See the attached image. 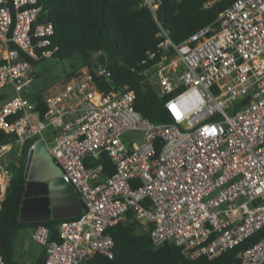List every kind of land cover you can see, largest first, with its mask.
<instances>
[{
    "label": "built area",
    "instance_id": "1",
    "mask_svg": "<svg viewBox=\"0 0 264 264\" xmlns=\"http://www.w3.org/2000/svg\"><path fill=\"white\" fill-rule=\"evenodd\" d=\"M162 1L141 3L162 37L148 51L150 59L161 56L149 80L169 96L172 117L156 124L135 108L134 90H102L89 68L44 94L41 116L24 92L35 80L34 62L54 55L55 26L39 21V0H0V91L14 90L0 104V131L12 135L0 143V189L12 175L5 157L17 146L21 156L33 140L28 162L43 141L84 202L79 216L60 222L59 239L45 224L33 228L43 262L16 264H84L96 253L113 258L109 229L129 212L150 226L155 246L174 242L191 259L218 257L264 228V0H234L214 24L180 43L157 18ZM171 67L181 70L170 75ZM95 71L111 80L106 64ZM103 154L114 164L106 177ZM238 257L231 264H264V236ZM0 264H11L1 250Z\"/></svg>",
    "mask_w": 264,
    "mask_h": 264
},
{
    "label": "trees",
    "instance_id": "2",
    "mask_svg": "<svg viewBox=\"0 0 264 264\" xmlns=\"http://www.w3.org/2000/svg\"><path fill=\"white\" fill-rule=\"evenodd\" d=\"M208 1L163 0L157 10V18L172 39L180 43L199 29L214 24L234 0H216L206 7ZM141 3L142 0H39L43 6L39 21L52 22L55 26L50 45L56 49L53 56L60 59H71L76 55L81 57L95 76L100 89H132L136 93L135 108L144 117L156 124L170 123L172 117L165 105L169 96L159 93L149 80L148 71L161 61L160 54L154 59L148 57V51L155 50L162 39L158 35L160 26L152 11ZM95 53L99 54L97 58H94ZM101 63L106 64L111 71L110 81L97 76L95 69ZM72 68L65 80L80 74L75 63H72ZM24 94L37 104V111L43 116L47 109L43 101L44 93L28 90ZM11 95L6 88L1 90L0 104ZM244 102L238 101L236 107H242ZM11 137V134L0 131V143L10 141ZM32 141L24 145L23 154L18 157L19 162L8 165L12 175L1 200L0 250L11 264L18 263L14 253L20 230L45 224L51 230V238L59 239V224L63 220L27 222L21 218L20 209L27 182V151ZM100 162L104 165V177L111 175L114 171L111 158L103 154ZM109 232L115 241L114 257L96 253L88 257L84 264H231L239 261L240 252L264 236L263 228L218 257L191 259L174 242L155 246L150 227L143 228L133 212H129L126 220L112 226Z\"/></svg>",
    "mask_w": 264,
    "mask_h": 264
},
{
    "label": "water",
    "instance_id": "3",
    "mask_svg": "<svg viewBox=\"0 0 264 264\" xmlns=\"http://www.w3.org/2000/svg\"><path fill=\"white\" fill-rule=\"evenodd\" d=\"M25 176L27 182L20 209L24 221L65 219L82 213L84 202L79 192L64 169L55 163L45 142H37L32 149Z\"/></svg>",
    "mask_w": 264,
    "mask_h": 264
},
{
    "label": "rangeland",
    "instance_id": "4",
    "mask_svg": "<svg viewBox=\"0 0 264 264\" xmlns=\"http://www.w3.org/2000/svg\"><path fill=\"white\" fill-rule=\"evenodd\" d=\"M99 54L95 53L94 58H97ZM95 61V60H94ZM72 63H75L76 66L78 67V73L83 72V70L88 69L89 67L84 64V61L82 60L81 57L75 56L74 58H67V59H60L58 57H49L46 59H43L39 62H37L34 65V76L35 80L34 82L29 86V90L32 93L36 92H43L44 94L50 93L53 91H57L63 83L66 81V75L72 71ZM164 64L166 65V68H169L170 61L165 60ZM90 69V68H89ZM159 67H155L152 71L149 73H153L155 71H158ZM181 68H178V71H174V69L171 67L170 70L168 69V74H178ZM6 90L8 92H11V96L14 95V90L10 87H7ZM10 96V97H11ZM129 135L133 136L134 132L129 131ZM18 148V146H17ZM12 151L7 157H6V163H13L19 162L18 155L16 154L19 153V149ZM20 157V156H19ZM9 168V166H8ZM0 180L3 181V178L0 176ZM6 190H1L0 189V196L4 193L5 195ZM23 234H26L28 237H31V228H28L26 230H22Z\"/></svg>",
    "mask_w": 264,
    "mask_h": 264
},
{
    "label": "crops",
    "instance_id": "5",
    "mask_svg": "<svg viewBox=\"0 0 264 264\" xmlns=\"http://www.w3.org/2000/svg\"><path fill=\"white\" fill-rule=\"evenodd\" d=\"M17 150L18 148L15 147ZM15 150V149H14ZM13 150V151H14ZM17 154V152H16ZM8 156V155H7ZM6 156V157H7ZM5 157V161H6ZM10 163H8L9 165ZM126 220V218H125ZM124 221V220H123ZM143 228L147 229L150 226L141 224ZM28 229V228H27ZM26 229H23V231ZM33 232V228H31ZM15 260L18 262L21 261H30V262H39L44 260L45 249L44 246L33 240L32 233L31 237H28L26 234H23L22 230L19 231L18 236L15 240Z\"/></svg>",
    "mask_w": 264,
    "mask_h": 264
},
{
    "label": "bare ground",
    "instance_id": "6",
    "mask_svg": "<svg viewBox=\"0 0 264 264\" xmlns=\"http://www.w3.org/2000/svg\"><path fill=\"white\" fill-rule=\"evenodd\" d=\"M0 201H1V198H0Z\"/></svg>",
    "mask_w": 264,
    "mask_h": 264
}]
</instances>
